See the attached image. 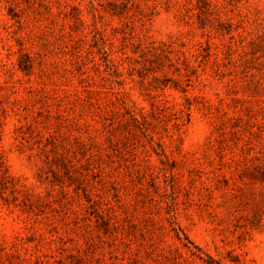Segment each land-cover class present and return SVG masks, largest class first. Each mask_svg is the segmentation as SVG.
Masks as SVG:
<instances>
[{"label":"rangeland","instance_id":"rangeland-1","mask_svg":"<svg viewBox=\"0 0 264 264\" xmlns=\"http://www.w3.org/2000/svg\"><path fill=\"white\" fill-rule=\"evenodd\" d=\"M0 264H264V0H0Z\"/></svg>","mask_w":264,"mask_h":264}]
</instances>
